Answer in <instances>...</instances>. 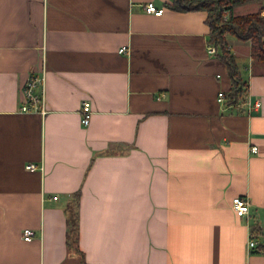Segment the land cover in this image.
Listing matches in <instances>:
<instances>
[{"label": "crops", "instance_id": "obj_1", "mask_svg": "<svg viewBox=\"0 0 264 264\" xmlns=\"http://www.w3.org/2000/svg\"><path fill=\"white\" fill-rule=\"evenodd\" d=\"M170 1L0 0V264H264L247 249L264 238V62L227 36L247 100L225 107L206 12ZM29 73L43 113L19 108Z\"/></svg>", "mask_w": 264, "mask_h": 264}, {"label": "trees", "instance_id": "obj_2", "mask_svg": "<svg viewBox=\"0 0 264 264\" xmlns=\"http://www.w3.org/2000/svg\"><path fill=\"white\" fill-rule=\"evenodd\" d=\"M250 2H259L260 6L254 11L233 13L234 7ZM166 5L176 11L206 12L205 22L209 27L207 43L215 46L213 54L225 63L230 78V86L223 92V105L241 107L247 100V81L241 77L227 36L249 41L250 57L264 62V0H171ZM252 250L264 251V238Z\"/></svg>", "mask_w": 264, "mask_h": 264}, {"label": "built area", "instance_id": "obj_3", "mask_svg": "<svg viewBox=\"0 0 264 264\" xmlns=\"http://www.w3.org/2000/svg\"><path fill=\"white\" fill-rule=\"evenodd\" d=\"M144 11L147 13H151L154 15H160L162 14L164 8L161 6H156L152 1H148L143 6ZM127 46H120L118 51L119 52H126ZM207 51L209 53H214L215 46L213 44L207 43ZM23 101L21 103V106L19 107L23 111H40L45 112V106H44V75L41 74H35V73H29L22 85L21 88ZM218 100L223 101V91H219L217 93ZM259 105V101L255 100L250 104L248 102L246 104V109L249 110L251 106L257 107ZM80 120L83 125L88 124L89 117L91 113L90 103L88 100H83L80 105ZM255 146L252 147L253 150H255ZM27 168H35V165L33 163L26 164ZM57 196L54 195L53 198H56ZM232 207L235 210L237 215H243L248 212L249 210V203L246 198L236 196L232 199ZM22 238L25 240H30L33 235L34 231L32 228H23L22 230ZM257 242L254 239V235L252 232H249L248 240H247V249L250 251L256 246ZM264 253V251H262Z\"/></svg>", "mask_w": 264, "mask_h": 264}, {"label": "rangeland", "instance_id": "obj_4", "mask_svg": "<svg viewBox=\"0 0 264 264\" xmlns=\"http://www.w3.org/2000/svg\"><path fill=\"white\" fill-rule=\"evenodd\" d=\"M254 4H256L257 6H260V3L259 2H250L249 4L247 3H245L244 5H241V6H236L235 8H234V11L237 13V14H239V13H244V12H249L251 9H253V6H254Z\"/></svg>", "mask_w": 264, "mask_h": 264}, {"label": "bare ground", "instance_id": "obj_5", "mask_svg": "<svg viewBox=\"0 0 264 264\" xmlns=\"http://www.w3.org/2000/svg\"><path fill=\"white\" fill-rule=\"evenodd\" d=\"M215 53V52H214Z\"/></svg>", "mask_w": 264, "mask_h": 264}]
</instances>
